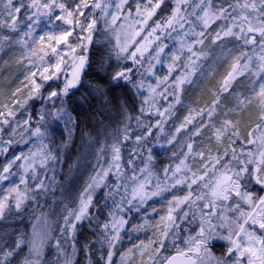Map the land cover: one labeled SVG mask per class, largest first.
I'll use <instances>...</instances> for the list:
<instances>
[{
  "label": "snow or ice",
  "instance_id": "1",
  "mask_svg": "<svg viewBox=\"0 0 264 264\" xmlns=\"http://www.w3.org/2000/svg\"><path fill=\"white\" fill-rule=\"evenodd\" d=\"M170 3L169 14L153 19L166 0H0V30H4L0 49L15 44L21 50L17 63L27 65L22 84L28 90L22 96L23 89L17 87L0 99V155L17 143L14 135L23 137V131L31 129L30 114L17 120L30 100L52 105L40 121L49 116L74 124L65 98L82 85L91 66L93 36L101 26L111 44L108 62L101 64L107 78L89 88L107 100L108 86L127 87L140 101L135 116L122 105V129L106 131L96 140L97 160L107 159L97 164L98 170L89 176L72 206L62 203L63 212L55 221L50 213L34 215L30 232L17 236L10 247H0V264H13V258L15 264H51L46 259L50 247L55 249L54 264H77L81 251L85 264H98L94 253L103 264H113L128 225L122 213L138 212L147 200L173 189H181L182 194L167 201L166 212L157 222L145 221L132 229L151 228V238L121 252L119 264H264V0ZM213 24L217 27L209 32ZM168 38L176 41L171 49L164 42ZM206 40L212 45L219 42L227 68L217 87L209 90L210 101L188 107L166 141L174 145L180 137L178 150L171 152L174 159L157 171L156 156L147 146L149 137L153 129L164 132L176 105L182 103L185 85L204 78L202 61L210 56ZM228 41L234 42L236 51L227 47ZM157 66H166V72L158 73ZM241 77L247 85L237 91L234 85ZM56 82L59 88L52 87ZM133 120L141 130L136 135ZM29 135L40 139V147L0 165V184L17 178L0 192V221L58 185L59 153L43 143L41 127ZM129 141L134 147L125 161L122 148ZM137 159L142 166L136 165ZM109 176L115 183L109 182ZM102 188H108L105 205L112 201L105 219L93 211L98 208L95 195ZM92 220L96 221L95 240L78 247L79 225L89 221L91 227ZM184 223L188 227L182 230ZM165 241H171L174 254L167 253ZM217 244L222 248L220 255L213 251Z\"/></svg>",
  "mask_w": 264,
  "mask_h": 264
},
{
  "label": "trees",
  "instance_id": "2",
  "mask_svg": "<svg viewBox=\"0 0 264 264\" xmlns=\"http://www.w3.org/2000/svg\"><path fill=\"white\" fill-rule=\"evenodd\" d=\"M171 7L170 0H166V5L162 6V9L157 13V17H154L153 19L159 18L161 14H169ZM216 27L217 25L213 24L212 28L209 29V32L216 29ZM103 31L101 26L100 30H98L93 36V43L89 50L91 66L85 74L82 85L79 89L73 90V93L70 94L69 97L65 98V106L74 120V124H70L69 138L64 135L66 132L68 133L67 129L64 128V130L61 127L59 128V126H56L54 128L56 130L60 129L61 133H56L54 138L51 137L49 139L50 148H53L59 153V163L56 165L55 172L58 185L47 196L41 195L37 197L36 201L29 202L23 211L19 213L14 211L9 214L5 220L0 221V247H10L17 236L30 232L33 223V216L40 212L49 213L50 210H53L51 212L53 221L59 219L63 212L62 203H67L69 206H72L75 197L87 182L89 176L95 170H98L97 164H105L107 158L100 161L96 158L95 142L97 139H102L105 136L106 131L111 134L118 129H122L125 121V117L122 114V105L127 107L129 114L133 116L138 114L137 108L140 103L139 98L135 97L127 87L112 88L108 86L109 92L107 100H102L98 95H94L92 89L89 88V84L95 85L98 83H104L107 78V74L102 69L101 64H106L108 62L111 44ZM3 32L4 30H0V33ZM11 35H13V38L15 39V34ZM172 35L176 36V33H173ZM164 42L169 45L170 49V45L174 40L168 38ZM226 44L227 47L236 51L234 42L228 41ZM205 48L210 53V56L209 59L202 61V64L204 65V78L194 85H185V91L182 95V103L176 105L175 115L164 125V132L158 134L155 129L153 136L149 137L151 143L147 146L154 148L153 153L156 156L155 168L157 171L163 166L172 163L174 159L171 156V152L173 150H178L180 137L177 138V143L174 145H168L166 141L169 138V135L174 131L175 127L187 114L188 107L203 106L204 103L210 101L211 93L209 90L217 87L218 80L227 68V64L220 56L221 49L219 47V42L217 45H212L210 40H206ZM169 49H166L165 51L167 52ZM20 55H22V52L15 44H12L11 46L5 45L0 49V99H6L9 97L11 91L17 87L23 89L22 93L27 89L24 88L22 84L27 66L26 64L21 65L17 63V59ZM212 56H215L216 59L212 60ZM197 76L199 77L200 73H198ZM55 85L56 84L54 83L52 87ZM246 85L247 81L241 77L234 85V88L237 91H244ZM38 107L39 103L34 100L31 104V110L34 112V114H32L33 122L37 119L38 115L36 111H38ZM19 119L22 121L23 117L20 116ZM50 119L51 117L46 116V120ZM244 119L245 123H247L249 118L246 116ZM131 124L134 129L133 135L139 134L141 130L135 128L134 120ZM44 127L45 129L47 128L46 125L42 123V128ZM205 132L207 135L211 134L208 129H205ZM241 134L245 135V130L243 128ZM157 135L159 136L158 139L156 137ZM183 135L184 134L181 133V136ZM196 139L199 142L201 138L198 137ZM208 142L207 136H205L203 143L206 144ZM160 145H164V147H160ZM199 146L200 144L198 143L196 147ZM133 147L134 145L131 141L123 146L122 153L125 161L128 159L129 153ZM136 165H141L139 159L136 160ZM128 169L129 172H131L132 166H128ZM51 175L52 173H49V176ZM109 182L115 183L112 176H109ZM252 187L257 191L259 190L258 186L254 184ZM107 191L108 188H102L98 190L95 195L94 203L98 205V208L93 211L94 214L99 215L101 219L106 218V213L112 205L111 199H108L107 206L105 205L106 197L104 194ZM121 194H123L122 189ZM117 199H119V197H117ZM158 213L155 214L157 218L156 216L153 218L156 219L153 223L159 220V215H162L161 212ZM124 214L125 213H122V215ZM89 223V221H85L83 224L79 225L77 237L78 247L82 248L86 242L95 240L94 228L96 226V221H91V227H89ZM187 227L188 225L186 223L181 224L182 230ZM181 233L183 235L185 234L183 231H181ZM141 235L146 236L147 240L151 238V228L146 227L144 230H141ZM4 241H7V244H4ZM96 247H99V245ZM118 249L119 245L117 247V250ZM26 251L27 250L24 249L25 253ZM213 251L216 254H221L222 248L217 244ZM54 252L55 249L50 247L46 253V259H48L51 264H54ZM167 253L172 254L173 248L168 249ZM15 259L16 258H13V264H15ZM93 259L98 261V264H103V261H99L97 253H94ZM76 260L77 264H85L83 251L78 253Z\"/></svg>",
  "mask_w": 264,
  "mask_h": 264
},
{
  "label": "rangeland",
  "instance_id": "3",
  "mask_svg": "<svg viewBox=\"0 0 264 264\" xmlns=\"http://www.w3.org/2000/svg\"><path fill=\"white\" fill-rule=\"evenodd\" d=\"M130 2H131V0H130ZM102 31H103V27H102ZM103 33H104V31H103ZM174 46H176L175 40L170 45V49L173 48ZM157 69H158V73H165L166 72V66H157ZM55 84L56 85L53 86L54 88L60 87V82H56ZM45 87L46 88L44 89V92L46 95V93L49 89L47 88V86H45ZM27 91L28 90L26 89V91L24 93H22V96H26ZM169 99H171V97ZM33 101L34 100L29 101L28 105L26 106V111H21L18 113L17 120H21V119H19L20 116L23 117V119H25L29 114L31 115V117H33L32 114H34V112L31 110V104ZM36 101L39 103V107L37 109L38 111H36L38 116H37L36 121H34V122L32 120L33 118L31 119V121H30L31 129L29 131L34 130L36 127H41V131L45 133L43 143L49 145V147H50L49 139L51 137L54 138L56 133H61L60 129L56 130L54 128L56 126H59V128L61 127L63 129L64 128L67 129L68 133L66 132L64 135L69 138L68 134L70 133L69 129H70L71 123L66 124L64 119L56 120V119L51 118L50 120H46V116H45L44 121H40V115L42 113L47 112L48 110L52 109V105L50 103H48L47 101H45V102H41L40 100H36ZM161 104H164L166 106L165 101H161ZM56 107H59V102H57ZM151 119L154 121L156 119V117H152ZM42 123H44L46 125V127H47L46 129H45V127L42 128ZM53 124H54V126H53ZM19 131H23V129H20ZM29 131H23V137H21L19 134H16L12 137L14 139V141H17V143H13L11 146L8 147V150L4 155H0V165H3L7 160L12 159L14 156L18 155L21 152L28 153L30 150L34 151L40 147V139L35 137V136H30ZM154 131H155V129H153V132ZM156 137H157V139L159 138L158 135ZM7 138H8V129L6 128L5 139H7ZM152 149L154 150V148H152ZM140 166H142V165H140ZM15 180H17V178L13 177L12 180L5 181L2 184H0V186H1L0 192H2L4 187H6L7 185H9L10 183H12ZM174 194H177V195L182 194V190L181 189H173L171 192H164L162 195L155 196V197H152L151 199L147 200V202L144 205L140 206V211L137 212V211L133 210L130 212H126L124 214L125 218L128 220V225L125 227L124 231L121 233L123 239L119 243V249L117 250L116 256L113 257V264H119V255L121 252L126 251L128 248L132 247L133 244H138L141 240L147 241L146 236L141 235V231H133L132 229L137 225H144L145 221H148L149 223H153L154 220H156L153 218L156 216L155 214L158 213V211H159V213L161 212V214L164 215L166 212L167 201L169 199H171ZM153 209H156L157 211H153ZM52 211L53 210H50L49 213L52 214L51 213ZM45 213H48V212H45ZM60 214H61V212H60ZM159 216H161V215H159ZM156 218H157V216H156ZM180 235L183 236L182 233H180ZM148 236H150V235H148ZM179 243H180V241H179V239H177V244H179ZM165 244H166V251L170 248H173L171 241H165ZM217 255H220V254H217Z\"/></svg>",
  "mask_w": 264,
  "mask_h": 264
},
{
  "label": "water",
  "instance_id": "4",
  "mask_svg": "<svg viewBox=\"0 0 264 264\" xmlns=\"http://www.w3.org/2000/svg\"><path fill=\"white\" fill-rule=\"evenodd\" d=\"M172 254H174V252Z\"/></svg>",
  "mask_w": 264,
  "mask_h": 264
}]
</instances>
